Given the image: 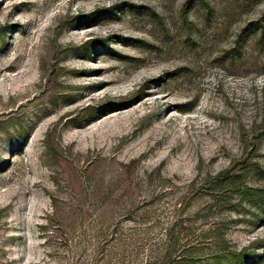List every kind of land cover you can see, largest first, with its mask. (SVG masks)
<instances>
[{
	"label": "rangeland",
	"instance_id": "1",
	"mask_svg": "<svg viewBox=\"0 0 264 264\" xmlns=\"http://www.w3.org/2000/svg\"><path fill=\"white\" fill-rule=\"evenodd\" d=\"M0 264H264V0H0Z\"/></svg>",
	"mask_w": 264,
	"mask_h": 264
}]
</instances>
